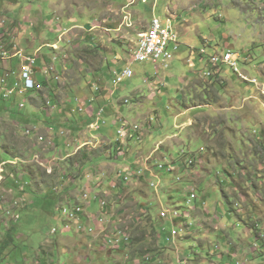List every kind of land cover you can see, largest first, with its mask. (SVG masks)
Returning a JSON list of instances; mask_svg holds the SVG:
<instances>
[{"label":"rangeland","instance_id":"1","mask_svg":"<svg viewBox=\"0 0 264 264\" xmlns=\"http://www.w3.org/2000/svg\"><path fill=\"white\" fill-rule=\"evenodd\" d=\"M0 1L13 7L14 14L25 15L26 20L32 22L12 23L2 15L4 38L9 39V28L15 35L14 49L27 53L40 47L43 49L41 55L49 59L57 55L55 74L61 75L63 81L68 80V74L62 76L61 72L66 68L61 64L66 43L59 41L60 35L69 31L72 25L84 26L92 17L80 15L84 12L80 7L79 13L75 14V24L60 22L53 16L48 25H61L59 35L42 25L47 14L46 0ZM71 1L79 3V0ZM90 1L80 2L85 5ZM106 1L121 7L129 1L136 2L122 11L123 19L119 20L125 29L121 34L130 33L129 41L123 40L125 44L117 47L119 57L115 58L114 64L113 56H107L109 66L105 63L104 70L116 72L129 65L134 72L132 79L116 86V95L111 99L112 107L123 117L126 133L122 138L128 136L131 128L137 129L129 141L134 149L132 158L142 157L144 162L157 158L158 164L172 161L175 171H162L157 178H150L149 182L161 184L157 190L145 185L141 180L144 176L122 185L114 175L119 163L116 164L108 154L109 142H100L92 149L90 142L97 138L80 137L73 142L85 146L82 147L84 151L77 149L79 151L66 155L73 147L65 146L62 138L55 139V146L63 151L56 156L53 151L49 152H59L51 144L53 136L46 131L25 135L26 124L13 123L9 136L0 138V264H33L36 256L38 260L46 258L48 264H75L79 256L83 264H139L133 260L141 251L145 259H150L151 263L146 259L148 264H235L229 257L233 249L239 251L241 264H264V102L249 101L244 106L243 99L256 95L255 87L241 82L228 66H223L218 77L223 80L216 81L217 72L209 63V59L222 50L240 53L238 70L248 72L249 78L263 83L259 68L264 65V0ZM3 7L7 8L5 4ZM39 11L43 16L42 21L39 19L40 26L36 27ZM125 15L129 16L130 28ZM154 19L160 20L163 27L169 21L170 27L178 33L180 44L173 61L168 68L160 70L158 76L153 64L135 63L131 53L137 34ZM21 30L26 32L22 34ZM73 32L75 50L66 51L65 61L75 64L72 76L84 82L83 93L90 90L93 81L107 83L105 88L109 83L112 89V74L105 72L106 80L97 79L104 53L85 56L90 49L101 48L105 52L108 49L105 46H110V36L100 41L94 39V34L89 36L95 40L97 47L93 48L89 40H81L87 36L85 31ZM110 35L114 38L112 32ZM31 37L37 44L32 48L28 45ZM42 42L57 44L61 52L44 48L40 45ZM1 49H5V45L0 44ZM192 49L195 53L191 55ZM200 50L206 51L204 60L198 56ZM18 66V59H15L9 70L17 71ZM37 68L40 69L38 65ZM209 72L212 78L204 79V74ZM36 79L43 81L44 75L37 72ZM155 79L159 81L158 85ZM51 82L57 84L53 79ZM209 82L216 84L212 83L214 88L206 92L203 86ZM64 90L67 94L69 88ZM46 95V90H42L29 100L30 93L14 96L12 107L24 102V108L20 110L17 106L14 116H20L21 120L27 117L30 123L34 121L35 125L49 128L54 121L53 129H58L64 114H68L65 121L68 116H73L69 111L60 114L63 108L56 106L53 118H49L50 110L43 109ZM124 99L129 102L125 104ZM77 105L70 101L74 112ZM117 123L115 120L93 135L99 140L105 136L118 139L116 129L122 126ZM1 125H5L3 121H0ZM123 143L129 146L127 139ZM126 154V158L132 155ZM54 156L56 158L52 159ZM87 174L91 178H85ZM97 175L100 178L95 177ZM133 183L138 184L136 189ZM102 186L107 190L100 191L122 196L118 203L124 216L120 218H130L127 233L130 242L123 237L103 240V234H99L102 229L97 226L96 230L93 224L92 234L87 235L75 236L74 230L66 228L64 204H75L70 197L82 195L83 189L91 193ZM138 190L139 194L149 196L145 202L151 206L150 219L141 215L136 203L134 196H138ZM96 209L94 203L88 212L93 213ZM146 209L144 206L142 210ZM162 211H168L170 217L162 219ZM166 212L162 214L163 218L167 217ZM175 212L181 215L177 223L173 221ZM54 229L56 234H51ZM173 231L176 236L172 235ZM115 239L120 241L119 249L110 250L108 247L114 246Z\"/></svg>","mask_w":264,"mask_h":264},{"label":"crops","instance_id":"2","mask_svg":"<svg viewBox=\"0 0 264 264\" xmlns=\"http://www.w3.org/2000/svg\"><path fill=\"white\" fill-rule=\"evenodd\" d=\"M9 1H10V3L12 2L11 0H9ZM80 1L81 0L78 1L79 3H75L71 0H46V2H48V3H44V5H47V14H46V16H44L45 19L43 20L42 25L48 27L49 31H55L56 33H58L60 35L61 25H57L56 23L48 25V23H49L48 21L54 16L60 22L63 21L66 24H75L76 23L75 14L77 12L79 13L78 8L80 7L82 9H84V12L79 13V14L83 15V16H87V17H92V20L90 22L86 23L84 26L76 27V26L72 25V26H70L71 28L69 29V31H65V33H62L60 35V37L63 36V39H66V41H67V44L65 45V48H64V53L68 57V54L66 51H68L70 49L75 50V46L72 45V42L74 41V37H72V36L74 33L73 31H75V30L85 31L87 36L85 35L83 37V39H81V40H89V43H90L91 47H93V48L97 47L95 42H94L95 40L96 41L106 40L110 36V38H109L110 39V46H105V49L108 48L106 51H109V53L106 51L103 52V49L99 48V50L90 49V51H87V53L85 55L87 57H93L94 54H98V53L103 54L104 53L103 54L104 55L103 56V62H101L102 65L99 68L100 71H98L99 75H98L97 79L106 80V75H104L106 71H104V70L106 69L105 63H106V65L109 66L107 56H113L114 60L112 61V64H114L115 60H116L115 58L119 57V55L116 51L117 47H121V44H125L123 42V40L129 41V38H130V33H126L123 35L121 34V32L125 31V29H122L121 21L119 22V20L123 19L122 11H123L124 6H122V7L117 6V5H115L117 3H113L110 1H106V0H91L88 4H85V5L81 4ZM91 2H93V3H91ZM103 3H104V5H103ZM0 4H1L0 18H2V15H4L5 17L9 18V20L12 21V23L23 22V23L29 24L30 20H26L28 17L25 15L14 14V12H15L14 8L11 7L7 2H1L0 1ZM4 4L7 6V8L3 7ZM16 7H18V6H16ZM109 12L111 13L110 15L108 14ZM40 14H41L40 11H39V14L36 13V18H35V26L36 27H39L40 21H42L43 15L40 16ZM101 15H103V16H101ZM39 19H40V21H39ZM30 23H32V22H30ZM32 27L33 26H30V28H32ZM8 30H9V34H8L9 39H4L3 41H0V44L5 45V49L11 53L14 50L13 46L16 45L13 42L15 40V37H14L15 35L11 34L12 31H10L9 28H8ZM15 30H17V29L15 28ZM25 32L26 31H24V30L20 31V33H22V34H24ZM111 32L114 34V38L110 35ZM93 34H94L95 40H93V38L89 37ZM30 41L31 42H29V44H28L29 47L31 46L30 48L37 45L36 40L34 38L31 37ZM40 45H42L44 48L49 49L48 46H50L52 44H48L47 42H42V44H40ZM123 47H127V46H123ZM19 50H22V49H19ZM39 50L41 52L43 51V49L39 47L34 52H28L27 51V54H35ZM70 58L73 61H76L75 58H72V56ZM49 61H50L49 57H45L42 55V57L38 61V67H40V69L45 68L46 64L49 63ZM64 64H65L64 66H66V68L61 69V72H62V76L68 74V80H66V81L61 80V82H56L57 84H54L53 82L46 83L44 85L45 86L44 90H46V93L49 95V97L51 98L50 100L52 101L50 104V107H49L50 108L49 109L50 110V116H51L49 118H53L56 106L63 108V110H62V112H60V114H63V111H65V112L69 111L73 117L68 116V119H66V121H65V117H67L65 115H68V114L66 113L63 115V118H61L59 120V125L61 126L58 128L59 130L54 127V129H52L53 131L49 134L50 136H53V139H51L52 142L55 144V139L62 138L64 140L63 144L65 146H67V147L72 146L73 147V151L71 153L66 154V155H69V154L71 155V154L75 153V151L77 149H79V150L82 149V151H84L83 148L85 147V146L83 147V145L78 146L76 143L73 142V140L76 141L80 137L87 138V136H89V138L95 137V138H97V141H94V140L91 141L92 146H93L92 149H95V147L100 142H102L103 144L109 142L110 149L108 150V154H109V156H111L113 161L116 164H118L116 162L117 150H116V144H115L117 138L115 140H113V139L111 140V138L109 139L108 137L105 136V137L100 138V140H99L98 137L93 135V133H95V132H90V130H89V125L94 121L96 112L98 111L99 108L105 109V112H104V122L105 123L101 125V128L98 132H101L104 128H106L108 126L109 123L111 124V122H113L115 120L118 121L117 125H120V120L123 119V117H121L122 115L120 114L121 112L119 113L118 110H114V106L112 107V104H114L113 101L106 96V93L108 91H104L103 93L97 94L96 99H94V97H93L95 94L93 92L92 85L96 84V85H100V86L104 87V86H106L107 83H105V82L95 83L93 81V83L90 86V90H86L83 93L84 88L82 87V84H84V82L82 81V79H81V81H77L75 79V77L72 76L73 72H74L75 64H71L69 61H68V63L65 62ZM68 66H70V69L68 68ZM86 69H87V64H86ZM108 69H109V67H108ZM120 70L121 69H118V72H120ZM100 73H103V75L102 74L100 75ZM109 73H110V75L112 74L111 75V77H112L113 71L110 70V71H108V73L106 72V74H109ZM1 74L2 73H0V75ZM39 82H41V81H39ZM60 84H62V85H60ZM65 87L69 88L67 94H64L65 90L63 91V89ZM4 89H5V83L0 84V90H4ZM53 99H55V101ZM70 101H73V102L78 104L77 105L78 109L75 112H74V108L70 107ZM12 102H10V103L12 104ZM10 103L4 102L3 100L0 99V121H3V123L5 124V125L0 126V138L9 136V133L11 132V127H12L13 123L20 125V126H22V124H26V126L35 124L34 121L32 123H30V119H28V118H24L23 120H21L20 117H17V116L15 117L13 112L11 110H9V108L11 107ZM82 106H83V109H82V111H80V108ZM45 109H47V108H45ZM53 124H54V121H52V125H51L52 128H53ZM66 125L69 126L68 129L63 128ZM38 126H39V132L47 131V129L49 128V127H45L42 125H38ZM118 129H119V127L116 129V134H117ZM63 131L66 133V136L61 135V132H63ZM105 141H107V142H105ZM52 142H51V144L53 145ZM86 143H88V142H86ZM53 147L58 148V150H59L58 154L55 150H49V152L53 151L56 156L63 154V151H61V148L59 146L53 145ZM99 147H101V146H99ZM79 150H77V151H79ZM126 151L128 153H130V152L132 153L131 157L127 158V162L135 164V165L137 164L139 166V162H140L139 158L142 160V157L132 158V156L134 154V149L130 146V144H129V146H126ZM65 157L67 158V156H65ZM54 158H56V157L55 156L52 157V159H54ZM57 159H58V157H57ZM120 164L121 163H119L118 165H120ZM133 186L135 187L134 189H136L138 187V184L133 183ZM78 244L80 245V242ZM88 247H90V245ZM44 249H45V247H43L42 250L45 251ZM238 254H239V251L236 252L235 249H233L232 252L229 254V257L232 260H234L235 264L242 263L238 259L240 257V255H238ZM48 255L49 254H47V256ZM35 258L36 259H35L33 264H35V263L48 264V261L46 258L42 259V260L41 259L38 260V256H36ZM84 260H85V258H84ZM81 261L82 260L80 259V256H79V258L77 259L75 264H83V263H80Z\"/></svg>","mask_w":264,"mask_h":264},{"label":"clouds","instance_id":"3","mask_svg":"<svg viewBox=\"0 0 264 264\" xmlns=\"http://www.w3.org/2000/svg\"><path fill=\"white\" fill-rule=\"evenodd\" d=\"M148 0H142V2L143 3H146ZM134 4H136V2L135 3H133V1H129L128 2V4L126 5V6H124V8H123V10H125V9H127V8H129L130 6H132V5H134ZM125 20H127L126 21V24H127V27H128V25H129V28H130V22H129V16H127V15H125ZM1 21H3V27L2 28H0V41H3L5 38H4V33H3V31L5 30L4 29V27H5V20H2V18H0V22ZM169 21H168V25L167 26H170L169 25ZM149 28V26L144 30V31H142V32H140V33H143V32H145L147 29ZM171 28V27H170ZM172 29V28H171ZM173 30V29H172ZM174 31V30H173ZM60 32H61V29H60ZM175 32V31H174ZM176 33V32H175ZM139 34V33H138ZM138 34H137V40H136V43H135V46H134V48L136 47V44H137V42L139 41V39H138ZM177 34V36H178V33H176ZM178 40H179V36H178ZM59 41H61V42H63V43H66L67 44V41H66V39H63V36H61L60 38H59ZM178 43H179V41H178ZM54 46H56L57 47V49H55L54 48ZM179 46H180V44H179ZM49 47V49H51L52 51H60L61 52V49L57 46V44H52V45H50V46H48ZM134 48L131 50V53H132V55H133V52H134ZM127 49L129 50V47H127ZM4 51H6L8 54H9V56H11L12 54H14V52L15 51H17L16 49H14L11 53L10 52H8L6 49H3ZM19 50V49H18ZM179 50V48L176 50V51H172V54H173V59H174V55H175V53L177 52ZM20 51H22L25 55H27V56H35L36 58H37V60H36V63H35V65H34V67H33V69H32V71H33V74L30 76L31 77V80L33 81V86L32 87H30V88H27V90H26V92L25 93H23V94H18V93H15L13 96H11L9 99H6V100H4V99H2L1 98V96H0V99L1 100H3L4 102H8V103H10V102H12V101H14L13 100V97L14 96H16V97H19V96H21V95H24V94H28V93H30V96H29V98H28V100L34 95V94H38V92L39 91H42V90H44L45 89V84L46 83H50L51 82V80L53 79L55 82H61V75H57V74H55V66H54V63L57 61V55H54V57L53 58H51L50 59V61H49V63H47L46 64V66H45V68L46 67H49V66H53L54 67V72H52V73H49V74H44L43 73V71H44V69L45 68H41V69H39V68H37V65H38V61L40 60V58L42 57V55H41V51L39 50L38 52H36L35 54H27L24 50H20ZM194 50L192 49L191 50V55L192 54H194L195 52H193ZM202 51H204V55H202L201 54V52ZM227 52H230V53H232L230 50H227V51H222V53H220V54H217V56H220V55H223V54H225V53H227ZM237 55H238V59L240 58V56H241V54L240 53H236ZM198 56L201 58V60H204V58H205V56H206V51L205 50H200L199 52H198ZM59 58V57H58ZM67 58V55L64 53V59H62L61 60V64L62 65H65L64 63L66 62L65 61V59ZM15 59H18V58H11V59H8V61H6V62H1L0 61V66L1 65H6V69L9 71V72H13V73H15V75H13V76H11V78H10V80H9V84H14L15 82L16 83H19V85H23L24 83H23V81H22V79H21V77H19V67H20V61H19V59H18V62H19V66H18V69H17V71H14V70H9V67H10V65H11V63L15 60ZM173 59H172V61H173ZM238 59H237V62H236V66L235 67H232V66H230V65H221L220 66V68H219V70L217 69V68H214L215 70H216V81H218V80H223V78H218L219 76H220V74L222 73V68H223V66H228V67H230V68H232L233 69V71H234V73H235V75L238 77V79L241 81V82H243V83H247V84H250V85H252V86H254L255 87V89H256V95H254V96H250L248 99H243V101H242V104L245 106V104H247L249 101H256V102H258V103H263L264 102V95H262L261 94V92H260V89L262 88V90H264V65H261L260 66V68H259V72L262 74V77H263V83L262 84H259L258 83V81H257V79H255V78H249L248 76H247V74H248V72H240L239 70H238V67H237V65H238ZM210 60V59H209ZM171 62V61H170ZM146 63V62H145ZM209 63H210V61H209ZM169 65V64H168ZM155 68V67H154ZM167 68H168V66H167ZM163 69H166V68H160V69H158L157 71H156V69H155V75L156 76H158V74H159V72H160V70H163ZM123 70V69H122ZM122 70H120V72H122ZM37 72H40L42 75H44V80L43 81H41V82H39L37 79H36V73ZM118 72V70L116 71V72H113V78L115 77V73H117ZM120 72H118V73H120ZM134 73V72H133ZM206 74L207 73H205L204 74V79L206 78V79H211L212 78V75L210 76V77H207L206 76ZM53 75V76H52ZM51 77H52V79H51ZM56 77H58V79H56ZM134 77V76H133ZM132 77V78H133ZM131 78V79H132ZM50 79V80H49ZM251 80H255L256 81V84H254V83H252L251 82ZM125 82V81H124ZM123 82V83H124ZM154 82H155V84H157V83H159V81H157V79H155L154 80ZM204 82V81H203ZM122 83V84H123ZM212 83L213 82H209V83H206V85H204L203 86V89L205 88V89H207V90H205L204 89V91H206V92H208L209 90H211L212 88H214L213 86H212ZM216 83H213V85H215ZM158 85V84H157ZM37 86L39 87V88H37ZM94 87V88H93ZM112 87V89H110V86H109V83H108V86L105 88H103L102 86H100V85H96V84H93L92 85V88H93V92H94V99H96L97 98V94H99V93H103L104 91H108L107 93H106V96L109 98V99H113L114 97H115V92H116V87H113V85L111 86ZM48 91V90H47ZM111 92H114L112 95L110 94ZM45 107H43V109H45V108H47L48 110L50 109L49 107H50V102H49V95L47 94L45 97ZM27 100V101H28ZM126 99H124V101H125ZM128 100V99H127ZM205 100H207L208 101V99H205ZM129 102V101H128ZM11 104V103H10ZM206 105V104H205ZM11 106V105H10ZM17 106H18V108L21 110V109H23L24 108V102H18L17 103V105L15 106L16 108H17ZM250 107V106H249ZM16 108H14V107H10L9 108V110H11L12 112H14L15 111V109ZM82 109H83V106L80 108V111H82ZM100 109H103L104 110V112H105V109L104 108H99L98 109V111L100 110ZM97 111V112H98ZM97 112H96V114H97ZM104 112H103V115H102V117H101V120L99 119L98 120V118H97V116L95 115V118H94V121L89 125V130H90V132H98L99 130H100V128H101V125L102 124H104L105 122H104ZM17 117H20V116H17ZM27 118V117H26ZM95 123H98V125H99V128L98 129H93L92 128V125H94ZM122 123H123V120H120V125L122 126ZM53 128L51 127V128H48L47 129V131H46V133L47 134H50L53 130H52ZM122 129V127L120 128L119 127V129H118V131L119 130H121ZM23 131H24V133H25V135H31V134H33V132H39V126L38 125H35V124H33V125H27V128H25V129H23ZM118 131H117V136H118V139L116 140V142H115V144H116V150H117V156H116V162L117 163H121L119 166H118V168H117V172L115 171L114 172V175L115 176H117L118 177V180H119V182L123 185V184H129L130 182H132L133 180H135V179H138V178H140V177H142V176H144V178H141V180L145 183V185L147 184V186L149 187V188H153V189H155V190H157L158 188H159V186L161 185L160 183L159 184H153V183H151V182H149L150 181V178H157L158 177V173L159 172H162V171H165V172H170V171H175V168H174V166H172L171 165V163H172V161H166L165 162V164L164 163H160V164H158V159L156 158V159H152V160H149V161H146V162H144L143 160H141L140 158H139V166L136 164H132V163H129V162H127V158H126V156H127V151H126V149H125V145H124V143H123V141H125L126 139L128 140V143H129V141L131 140V138H129V137H126V138H122L120 135H118ZM36 133V134H37ZM39 133H41V132H39ZM38 133V134H39ZM125 133H126V131H125ZM135 133V130H132V128H131V130L129 131V134L128 135H131L132 136V138H133V134ZM264 134V127H263V131H262V135ZM61 135L62 136H66V133L63 131V132H61ZM34 139V138H33ZM40 140H43V137L42 138H40ZM94 141H97V139H93ZM53 143V142H52ZM91 144L90 145H92V142H90ZM53 145H55L54 143H53ZM85 145H87V144H85ZM262 149H264V144H262ZM57 148V147H56ZM125 149V150H124ZM264 151V150H263ZM129 154H132L131 152L129 153ZM68 157V156H67ZM59 159V158H58ZM119 160H121L120 162H119ZM164 160H165V158H164ZM3 165H5L4 163H2ZM190 165L192 164L191 162L189 163ZM95 177H98V178H100V176L99 175H97V176H95ZM85 178H87V179H89V178H91L88 174H87V176L85 177ZM135 182H139V180H136ZM113 188H115V186H113ZM100 189L101 190H107V189H105L103 186L102 187H100L99 188V190H97V191H94V192H91V193H87L86 192V189H83V191H82V195H80L79 194V196H74V198H71L70 197V200H74V202H75V204H69L68 205V203L67 204H64V206H63V208H65V207H72V206H74V205H79V204H82V196H84V195H87V196H91L90 197V206L89 207H93V204L95 203V205H96V207H97V209L93 212V213H90V212H88V208L89 207H86L85 206V211H84V213L80 216V221H81V224H82V226L86 229V232H83V233H75L74 231H73V229H72V231H73V233L75 234V236L76 235H87V233H89V234H92L91 232H93V229L91 228V225L93 224V225H95L96 226V230H97V226L98 227H100L101 229H102V231H100L99 232V234H103V240L105 239V238H108V237H120V235L119 234H117L118 233V231L119 230H124V228L125 227H128V229H129V226H128V220L130 219L129 217H128V219L127 218H125V220H122V218H120V217H122V216H124V212H122L121 213V207H120V205H119V201H118V199H120L122 196H118V197H115V196H113L111 193H109V192H104V191H100ZM85 192V193H84ZM140 193V190H138L137 191V195L138 196H134V198H135V200H136V203L138 204V206L140 207V210H141V212H142V216L143 217H146V218H148V219H150V214H151V212H152V210L150 209L151 208V206L147 203V202H145V201H147V199H148V194L145 196L144 194L142 195V194H139ZM115 195H119V193L118 194H115ZM105 200L106 202H107V209H106V211H102L101 210V208H100V206H99V200ZM63 202V201H62ZM134 203V202H133ZM135 204V203H134ZM144 206H146V210H142L143 208H144ZM163 213L164 212H166V211H162ZM162 213V214H163ZM167 213H168V211H167ZM162 214H161V218L162 219H168L169 217H170V213H168V216H167V218H163L162 217ZM175 214L177 215V217H175ZM125 215H126V213H125ZM188 216V215H187ZM180 218H181V215L179 214V213H177V212H175L174 213V219H173V221H174V223H177V221L178 220H180ZM135 219H133V220H131L132 222L134 221ZM70 225H72L71 223H69ZM65 225H67V222L65 221ZM89 226H90V228H89ZM56 230L54 229V230H52V232H51V234H56ZM97 234V233H96ZM112 242V241H111ZM111 242H109V243H111ZM115 243H114V246H109L108 248L111 250V249H119V247H118V245H116V239H115V241H114ZM128 242H130V237H129V239H128ZM116 247H118V248H116ZM119 252L121 251V250H118ZM147 260L149 261V263H151L150 262V259L147 257ZM136 261H138L139 262V264H143V263H141L140 261H139V259L138 258H135L134 260H133V262H136ZM144 264H148V262L146 261V263H144ZM237 264H241V263H237Z\"/></svg>","mask_w":264,"mask_h":264},{"label":"built area","instance_id":"4","mask_svg":"<svg viewBox=\"0 0 264 264\" xmlns=\"http://www.w3.org/2000/svg\"><path fill=\"white\" fill-rule=\"evenodd\" d=\"M54 48L57 49L56 46H54ZM178 48L179 43L177 34L170 28V26L163 27L160 20L155 19L154 22H152V34L148 37H145L144 39H139V41L137 42L136 52H133L132 61L135 63H151L155 66V69L157 71L160 68H167L168 64L173 59L172 51H176ZM201 54L204 55V51H202ZM11 58L19 59V77H21L24 84L19 85V83L16 82L14 84H9L11 74L15 73L9 72L6 69V65H1L0 67L2 68V75H0V83H6V90H0L1 97H6V95L10 94V92L25 93L27 88H30L34 85L30 76L33 74L32 69L36 63L37 58L34 56V59H27V55H25L20 50H17L16 54H12L11 56H9L8 53H0V61L3 63ZM237 59V54L227 52L223 55L212 57L209 61L213 68H220L221 65L226 64L235 67ZM52 72H54L53 66L46 67L43 71L44 74H49ZM211 75V72L206 74L207 77H210ZM133 76L134 73L128 65L127 69L123 72L122 75H115L112 85L113 87H116L122 84L124 81L131 79ZM56 79H58V77H56ZM251 82L256 81L251 80ZM37 88L39 87L37 86ZM260 92L261 94H264V90H262V88L260 89ZM113 93L114 92H111L110 94L112 95ZM102 115L103 109H100L96 114L98 120H101ZM124 129V123H122V129L118 131V135L122 136V134L125 133ZM89 202L90 199H87L85 201H82V204H76L72 207H66L65 209H69L70 214L75 212L84 213L85 206H90ZM102 203L103 202L99 200V205H102ZM77 228L80 227L77 226ZM172 235L176 236L175 231L172 232ZM124 240L128 241L127 238H124ZM168 241H170V239H168ZM119 243L120 241H116V245H118Z\"/></svg>","mask_w":264,"mask_h":264},{"label":"bare ground","instance_id":"5","mask_svg":"<svg viewBox=\"0 0 264 264\" xmlns=\"http://www.w3.org/2000/svg\"><path fill=\"white\" fill-rule=\"evenodd\" d=\"M173 19V18H172ZM155 20V19H154ZM154 20L152 22H154ZM167 23V22H166ZM3 27V21L0 22V28ZM152 34V23L150 24L149 28L144 32V33H139L138 35V39H144L145 37H148L149 35ZM134 52H136V47L134 48ZM0 53H7L6 51H4L3 49L0 50ZM14 54H16V51L14 52ZM29 57H34V56H27V59H31ZM127 69V67L125 69L122 70V72H120L119 74L115 73V75H122L123 72ZM218 69V68H217ZM0 73H2V68L0 67ZM2 75V74H1ZM12 76L15 75V74H11ZM254 84H256V82H252ZM2 84V83H0ZM6 90V83H5V89ZM15 93H18V94H23L24 92H10V94L6 95L7 97H1L2 99L6 100V99H9L11 96H13ZM125 104L128 103V100L126 99L124 101ZM104 112V110H103ZM92 128L94 129H98V123H95L94 125H92ZM133 130H137V129H133ZM126 135H124L125 137ZM122 137V136H121ZM127 137L129 138H132L131 135H128ZM126 138V137H125ZM91 196H87V195H84L82 196V200L85 201L87 199H90ZM102 201V205H100V208L102 211H106L107 209V202L105 200H100ZM70 207V206H69ZM66 208V207H65ZM63 208V212H64V215L65 217L67 218V225H66V228H69V229H73L75 233H82V231H86L80 224H81V221H80V216L83 214L82 212H75V213H71L70 214V210L69 209H65ZM167 213V212H166ZM167 216H168V213H167ZM177 216V215H176ZM167 218V217H165ZM69 223H71L72 225H70ZM77 226H79L80 228H77ZM127 233H128V227L127 229L125 230H119L118 231V234L120 235V237H123V238H127L129 239V237L127 236Z\"/></svg>","mask_w":264,"mask_h":264},{"label":"trees","instance_id":"6","mask_svg":"<svg viewBox=\"0 0 264 264\" xmlns=\"http://www.w3.org/2000/svg\"><path fill=\"white\" fill-rule=\"evenodd\" d=\"M208 100H209V99H208ZM149 228H150V227H149ZM151 228H152V230H155V228L153 227L152 224H151ZM149 251H151V250H148V252H149ZM152 251H154V250H152ZM137 257L139 258V261H140L141 263H143V264L147 261V260H146L147 257H146V259L144 258V252H143V251H141L140 254L137 255ZM137 257H136V258H137ZM144 260H146V261H144Z\"/></svg>","mask_w":264,"mask_h":264}]
</instances>
